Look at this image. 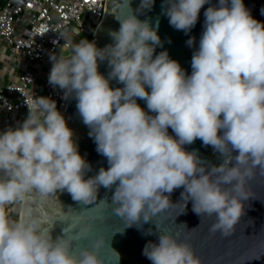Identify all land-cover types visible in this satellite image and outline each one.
<instances>
[{
    "label": "clouds",
    "instance_id": "obj_1",
    "mask_svg": "<svg viewBox=\"0 0 264 264\" xmlns=\"http://www.w3.org/2000/svg\"><path fill=\"white\" fill-rule=\"evenodd\" d=\"M166 2L170 25L187 33L208 0ZM153 3L142 0L141 7L150 9ZM204 15L191 75L167 51L153 58L160 37L135 15L111 33L114 44L99 49L83 39L71 47L70 56L52 57L49 84L64 90L65 98L74 95L89 136L110 167L84 179L90 165L56 102L24 97L27 118L0 133V264H105L96 250L83 248L77 256L70 240L53 241L52 227L42 228L48 219L31 218V209L25 218L9 221L5 206L33 190L43 197L67 190L73 200L90 204L100 186L116 185L113 211L127 218L129 227L174 205L163 193L183 186L184 208L192 200L194 213L216 216L211 231L226 237L234 233L244 215L243 201L250 198L246 183L256 169L264 175V23L251 16L243 0H219ZM186 43L192 46L194 38ZM105 59L109 76L123 88H111L99 73L98 60ZM136 98L156 115L145 112ZM169 127L178 139L168 134ZM198 138L219 152L223 163L206 171L196 152L185 151L183 145ZM158 240L143 249L152 264H202L189 244L169 234ZM103 243L98 240L93 249Z\"/></svg>",
    "mask_w": 264,
    "mask_h": 264
},
{
    "label": "water",
    "instance_id": "obj_2",
    "mask_svg": "<svg viewBox=\"0 0 264 264\" xmlns=\"http://www.w3.org/2000/svg\"><path fill=\"white\" fill-rule=\"evenodd\" d=\"M145 2L149 3L150 0ZM243 3L255 20L264 23V0H243ZM141 4L142 0H102L92 42L99 49L114 44L111 33L119 30L121 20L135 15L138 20L147 21L160 37L161 43L155 46L153 58L160 52L167 51L169 57L180 64L186 75H191L192 56L199 48L204 31V13L208 7L218 6L219 0H208L201 8L196 24L187 33L170 25L166 14L170 5L166 0H154L150 9L141 7ZM190 38H194L192 46L186 43ZM98 71L109 79L111 88L124 87L118 79L109 76L111 68L107 59L98 60ZM146 91L150 92L151 89L146 86ZM136 102L149 115H156L148 110L145 100L136 98ZM76 105L74 95L69 96L67 113L61 114L67 126L73 131V139L78 146L79 154L90 165V169L86 170L84 175V179L87 180L96 176L101 168L107 169L110 165L107 158L97 152L94 138L89 136L91 129L83 123ZM168 134L178 139L170 127ZM222 134L223 130L218 133ZM183 148L188 152H196L206 166V171H210L212 165L219 166L223 163L221 154L211 145L205 146L199 138L192 144L183 145ZM237 154L238 152L232 153L233 156ZM254 173L253 178L245 185L250 198L243 201L244 215L236 224L234 233L227 237L220 231L210 230L212 224L216 222L215 215L204 214L200 217L193 212L192 200L187 202L185 208L183 207L184 201L181 199L183 186L176 188L171 194L163 193L174 205L153 216L147 223H144L141 217L139 222L129 227L127 226L130 221L117 216L113 211L116 205L112 204V197L116 185L111 189L100 186L97 190V199L90 204L73 200L67 190H57L55 195L48 197H43L33 190L22 200L19 220L25 218L29 209L32 212L31 218L48 217V222L42 224V228L52 227L50 235L53 241L58 238L70 240L72 253L77 256L83 248L96 250L105 264H152L143 255V249L149 242L158 243L161 234L172 235L179 242L189 244L202 264H264V175L260 174L259 169L254 170ZM62 216L63 221L56 220ZM52 220H56L53 225ZM149 232L151 234H148ZM98 240H103V245L93 249ZM113 250L119 254V261Z\"/></svg>",
    "mask_w": 264,
    "mask_h": 264
},
{
    "label": "built area",
    "instance_id": "obj_3",
    "mask_svg": "<svg viewBox=\"0 0 264 264\" xmlns=\"http://www.w3.org/2000/svg\"><path fill=\"white\" fill-rule=\"evenodd\" d=\"M101 1L5 0L0 4V133L19 127L27 118L24 97H48L58 111L67 113L69 97L48 81L52 57L71 55L75 44L68 41V34L85 33L89 41L94 40ZM21 204L17 200L5 206L10 222L19 220Z\"/></svg>",
    "mask_w": 264,
    "mask_h": 264
},
{
    "label": "rangeland",
    "instance_id": "obj_4",
    "mask_svg": "<svg viewBox=\"0 0 264 264\" xmlns=\"http://www.w3.org/2000/svg\"><path fill=\"white\" fill-rule=\"evenodd\" d=\"M67 39L70 43L72 44H76L77 42H80L83 39H89V35L85 34V33H81V34H68Z\"/></svg>",
    "mask_w": 264,
    "mask_h": 264
},
{
    "label": "trees",
    "instance_id": "obj_5",
    "mask_svg": "<svg viewBox=\"0 0 264 264\" xmlns=\"http://www.w3.org/2000/svg\"><path fill=\"white\" fill-rule=\"evenodd\" d=\"M5 0H0V4H2Z\"/></svg>",
    "mask_w": 264,
    "mask_h": 264
},
{
    "label": "snow or ice",
    "instance_id": "obj_6",
    "mask_svg": "<svg viewBox=\"0 0 264 264\" xmlns=\"http://www.w3.org/2000/svg\"><path fill=\"white\" fill-rule=\"evenodd\" d=\"M45 218L49 219L48 217H45Z\"/></svg>",
    "mask_w": 264,
    "mask_h": 264
}]
</instances>
